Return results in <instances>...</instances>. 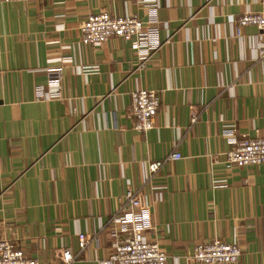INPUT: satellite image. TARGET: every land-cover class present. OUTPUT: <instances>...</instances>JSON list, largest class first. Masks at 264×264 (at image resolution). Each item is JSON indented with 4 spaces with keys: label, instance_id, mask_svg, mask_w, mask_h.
Returning <instances> with one entry per match:
<instances>
[{
    "label": "crops",
    "instance_id": "obj_1",
    "mask_svg": "<svg viewBox=\"0 0 264 264\" xmlns=\"http://www.w3.org/2000/svg\"><path fill=\"white\" fill-rule=\"evenodd\" d=\"M263 6L0 1V239L40 264H60L63 249L76 264H91L122 239L102 226L130 187L150 203L144 235L167 253V264H202L185 257L214 239L239 244L236 264H264V165L227 169L224 157L243 140L264 138V61L254 51L260 30L247 26L238 37L228 20ZM99 13L137 15L146 46L121 37L81 44V23ZM138 89L161 99L147 132L134 129ZM173 152L182 158L145 181L144 163ZM80 233L98 242L80 253Z\"/></svg>",
    "mask_w": 264,
    "mask_h": 264
},
{
    "label": "built area",
    "instance_id": "obj_2",
    "mask_svg": "<svg viewBox=\"0 0 264 264\" xmlns=\"http://www.w3.org/2000/svg\"><path fill=\"white\" fill-rule=\"evenodd\" d=\"M9 2H34L42 0H0ZM155 5V1H151ZM150 2V3H151ZM236 36H242V30L247 26H255L260 30V43L254 49L257 60L264 61V6L259 12L246 11L241 17H228ZM145 22L137 15L125 14L111 16L108 13L90 15L79 27L80 43L83 45H100L113 37H121L125 40L138 38L134 47L139 49L146 46L140 42L145 39ZM158 50L160 45H152ZM150 57L145 55L140 67L144 68ZM58 88H41L42 96L50 97ZM131 112L135 118L134 129L139 132H147L154 128L161 106V99L157 91L150 89H138L132 92ZM198 120V112L194 109L191 114V124ZM227 169L234 167H248L264 165V138H252L243 140L233 149L224 154ZM181 153H170L165 159L144 163L145 181L164 166L167 161L179 160ZM109 226L113 235H122V239L116 242L113 250L106 258H96L91 264H167L169 256L156 242L148 241L144 232L152 228V216L150 203L141 191H135L130 187L121 200V207L117 214L111 217ZM98 242L97 234L78 235V247L80 253L85 251L92 243ZM242 255L237 242H225L214 239L208 243L198 244L194 252L185 257L188 263L202 264H236ZM60 264H76L77 255L71 249H63L60 252ZM0 264H40L38 259L27 257L23 251L12 241L0 239Z\"/></svg>",
    "mask_w": 264,
    "mask_h": 264
}]
</instances>
